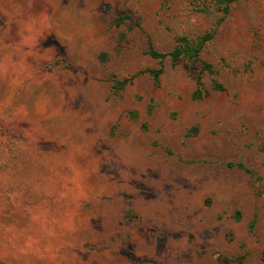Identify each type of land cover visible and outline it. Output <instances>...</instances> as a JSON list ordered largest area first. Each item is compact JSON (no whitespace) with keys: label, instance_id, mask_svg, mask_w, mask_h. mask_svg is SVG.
<instances>
[{"label":"rangeland","instance_id":"rangeland-1","mask_svg":"<svg viewBox=\"0 0 264 264\" xmlns=\"http://www.w3.org/2000/svg\"><path fill=\"white\" fill-rule=\"evenodd\" d=\"M0 264H264V0H0Z\"/></svg>","mask_w":264,"mask_h":264},{"label":"trees","instance_id":"trees-1","mask_svg":"<svg viewBox=\"0 0 264 264\" xmlns=\"http://www.w3.org/2000/svg\"><path fill=\"white\" fill-rule=\"evenodd\" d=\"M212 36L211 33H206L204 36H201L199 39L195 41H190L185 36L178 37L179 45L174 47L171 51L166 52H159L155 49H150L149 53L153 57H158L160 59H163L165 57H170L171 59H178L180 57H186L188 60L196 59L199 51L203 45V43ZM206 69L210 70L211 66L209 64L204 65ZM149 72L153 73L154 79L157 80V77L159 73L161 72V68L157 70H148ZM128 80L123 79L121 81H118L117 83L122 86L124 85ZM221 88V86H218Z\"/></svg>","mask_w":264,"mask_h":264}]
</instances>
